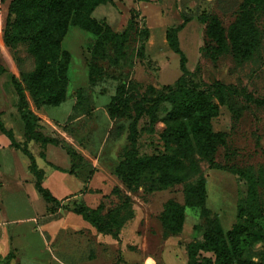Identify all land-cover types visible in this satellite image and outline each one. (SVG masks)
<instances>
[{
  "label": "rangeland",
  "instance_id": "1",
  "mask_svg": "<svg viewBox=\"0 0 264 264\" xmlns=\"http://www.w3.org/2000/svg\"><path fill=\"white\" fill-rule=\"evenodd\" d=\"M10 1H0V63L9 70L0 75V109L5 110L3 119L0 114V121L12 131L14 139L20 141L25 139V128L16 110L18 96L11 74L18 68L30 71L36 62L28 42L21 41L11 47L3 45L1 35L6 27ZM243 1L112 0L99 5L92 16L108 23L114 31L128 29L126 39L106 34L98 40V36L91 32L69 26L62 41V48L71 55L68 98L58 106L42 109L53 119L46 134L59 139L58 135H61L62 144L43 145L33 140L29 148L40 165L46 161L64 171H68L66 166L73 164L69 149L81 155L82 158L77 160L78 166L82 165L78 168L80 181L71 182L70 189L79 190L83 187L79 182L86 179L93 187L107 189L101 212L104 215L111 213L107 220L111 227H115L114 235L123 229L126 231L139 214L146 223L158 225L168 247L175 248H171L175 252L170 254L180 260L188 257L192 241L204 240L206 219L197 207H186L185 224L180 233L166 230L160 220L166 201L173 199L184 203L185 192L196 183V179L177 182L150 193L143 187H128L115 173L125 148L131 146L129 126L136 116L137 106L142 111L137 121L136 146L139 155L165 152L161 139L165 128L163 117L171 105L168 102L158 106L153 103L160 92L167 90L166 86H174L182 75L180 55L168 45L166 31L180 25L184 18H188L189 22L178 32V39L187 57L189 74L185 77V84L193 89L205 90L218 104V114L212 118L211 125L215 132L223 133L213 159L225 168L211 167L203 158L195 156L206 181V206L213 215L217 214L225 231L243 221L246 218L248 185L234 170L250 169L257 181L261 211L256 221L264 230V0L248 7L242 6ZM244 12L249 13L256 30L255 46L249 58L238 53L227 38L230 25ZM208 16H217L224 28L227 51L218 52L217 42L208 36V23L200 18ZM90 74L93 83L90 82ZM122 83L127 85L131 96L127 116L111 120L107 113L108 104ZM79 88L84 89L82 96L86 98L74 113ZM73 113V118L69 119ZM153 115L156 116L155 121H152ZM3 133L0 129V134L7 138L8 135ZM114 186L118 189L115 193L112 192ZM75 202H83L90 207L97 204L96 196L91 195L86 200L73 198L65 205L72 206ZM136 241L143 251L159 258L164 256L163 245L155 242L148 230L139 232ZM94 243V236L89 232L67 237L68 251H75V259L86 258ZM114 254L117 256L116 252ZM126 255L142 257L139 252H126ZM201 255L215 258L211 251H201ZM253 257L256 264H264V240L255 244Z\"/></svg>",
  "mask_w": 264,
  "mask_h": 264
},
{
  "label": "trees",
  "instance_id": "2",
  "mask_svg": "<svg viewBox=\"0 0 264 264\" xmlns=\"http://www.w3.org/2000/svg\"><path fill=\"white\" fill-rule=\"evenodd\" d=\"M5 2L7 0H0ZM261 0H244L243 7H248ZM112 0H11L8 6V18L6 27L1 35L3 45L11 47L12 44L25 41L35 57L34 68L24 71L20 68L11 75V81L19 97V110L25 124V136L28 140H35L43 145L62 144L57 137L46 135L39 130L40 117L35 109L45 106H58L68 98L70 52L62 48V41L67 34L69 26H78L100 37L110 35L116 38L126 39L128 29L122 32L114 31L106 22H101L92 14L101 5ZM13 17V19H11ZM131 17L128 25L132 21ZM207 22V34L217 42V51L225 52L228 49L227 38L233 48L243 57L252 56L256 30L254 22L248 12L240 14L230 25L225 35L217 16L200 17ZM189 22L184 18L183 22L166 31V40L170 48L180 55V69L182 75L174 86L168 85L166 91L160 92L154 101V105L168 102L171 109L163 117L165 128L161 133L165 152L140 156L136 146L137 121L142 114L141 108L136 107V116L129 126L128 139L130 147H126L123 158L118 162L115 173L128 187H143L145 191L153 193L168 188L174 183L196 179V183L190 186L184 196V203L169 199L162 212L163 226L173 233L183 231L186 219V207H197L200 214L206 219L204 240H194L188 249L189 264H256L253 257L255 244L264 240V230L256 221L261 215L258 207L257 181L250 169H235L234 172L244 178L248 185V193L245 208V219L237 222L230 230L225 231L217 214H212L206 206L205 177L195 156L204 159L211 167L225 168L216 163L213 153L221 142L223 133L212 129L211 120L218 114V104L213 102L210 95L202 89H193L185 84V77L189 74L187 57L181 49L178 32ZM2 44L0 42V51ZM94 52V50H93ZM92 66L91 69L92 70ZM6 71L0 63V74ZM21 78V80L19 79ZM90 82L94 80L90 74ZM83 88L76 91L77 101L73 106L74 113L83 103ZM131 96L125 83L120 84L115 95L108 104L107 113L111 120L127 116L129 100ZM74 113L69 116L72 119ZM156 116H152V121ZM0 129L9 136L12 145L21 148L30 160V170L36 179V187L43 198L51 204V212L59 208L69 209L83 216L99 232L113 234L115 227L109 225L111 213L104 215V203L97 207H90L85 203L65 205L57 199L51 191L42 184L45 171L38 167L36 160L27 147V143L21 145L13 136L11 130L5 128L0 121ZM121 134V133H120ZM73 158V164L69 172H75L81 157L76 151L68 150ZM44 155V154H43ZM54 169L64 171L59 166L49 163ZM116 186L112 192H117ZM115 212L114 214H116ZM115 219V216H114ZM201 251H211L215 258L201 255Z\"/></svg>",
  "mask_w": 264,
  "mask_h": 264
},
{
  "label": "crops",
  "instance_id": "3",
  "mask_svg": "<svg viewBox=\"0 0 264 264\" xmlns=\"http://www.w3.org/2000/svg\"><path fill=\"white\" fill-rule=\"evenodd\" d=\"M5 68L6 71L0 75L9 71ZM18 102L19 97L16 110L21 117ZM31 106L40 117L39 130L46 134L53 119L42 111L44 107L35 109L32 104ZM4 113L5 110L0 109L2 119ZM54 124L58 123L54 121ZM58 136L62 138L61 135ZM23 140L17 142L21 145L27 143L30 150L29 145L33 140L27 141L26 136ZM34 158L36 159L35 156ZM36 163L45 171L43 186L63 204L73 198L86 200L95 195L97 207L108 193L106 188L91 186V181L87 179L79 182L80 186H83L79 190L70 189L71 182L80 181L78 168L82 165L71 173V164L65 167L68 171H60L46 161L44 165H40L37 160ZM30 165L29 156L21 148L13 146L8 136L6 138L0 134V264H189L188 257L186 260H180L171 255L172 251L175 252L171 248H175L168 247L158 225L146 223L139 214L130 222L126 231L123 229L118 237H115L110 233L99 232L82 215L72 210L59 208L56 212H51V204L36 187V179ZM54 214L59 215L53 217ZM147 230L152 233L155 242L163 245V257H155L153 253L140 248L136 237L139 232L145 233ZM87 232L94 236L95 243L86 258L75 259V251H68L67 237L82 236ZM126 252H139L142 257H131L126 255Z\"/></svg>",
  "mask_w": 264,
  "mask_h": 264
}]
</instances>
